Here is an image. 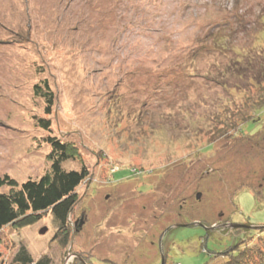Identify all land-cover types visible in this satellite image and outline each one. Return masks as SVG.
<instances>
[{"label": "rangeland", "instance_id": "rangeland-1", "mask_svg": "<svg viewBox=\"0 0 264 264\" xmlns=\"http://www.w3.org/2000/svg\"><path fill=\"white\" fill-rule=\"evenodd\" d=\"M263 95L264 0H0V178L44 175L49 136L89 173L67 244L47 211L0 229V264H225L239 243L231 264H264V110L239 120Z\"/></svg>", "mask_w": 264, "mask_h": 264}, {"label": "trees", "instance_id": "trees-1", "mask_svg": "<svg viewBox=\"0 0 264 264\" xmlns=\"http://www.w3.org/2000/svg\"><path fill=\"white\" fill-rule=\"evenodd\" d=\"M2 42L3 44L6 43L5 41ZM24 61L26 60L24 59ZM31 64L34 66L35 62L31 61ZM40 81L41 83L35 84L32 89L33 96L44 99V114L51 115L55 97L48 81L46 79ZM246 100L245 108L239 114L242 125L255 122L253 116H260L264 110V95L262 98L249 96ZM33 119L36 117L34 116ZM235 121L237 122L236 119ZM37 123L41 129L50 132L51 122L49 120L39 118ZM45 143L51 147L50 154L47 155L51 164L49 170L38 180H27L18 184L9 176L0 178V229L11 226L15 230H21L33 226L40 221L42 214L50 211L58 228L54 241L58 239L57 243L65 246L69 239L67 215L78 202L76 189L89 173L86 167H82L79 172L63 169L62 164L64 162L77 158L78 152L74 145L62 142L57 137L52 136L47 137ZM3 188H8V191L2 192L1 189ZM255 195L257 196L258 193ZM255 199L257 198L255 197ZM262 199H264L263 194L259 200ZM236 246L232 249L236 252L230 256L225 264H231L232 260L235 261V259L238 262V259L245 255L239 254L243 253L240 250L243 245L239 243L238 249ZM237 253L238 255H235ZM14 261L19 264H50L47 258H40L34 263L25 249L17 252Z\"/></svg>", "mask_w": 264, "mask_h": 264}, {"label": "water", "instance_id": "water-1", "mask_svg": "<svg viewBox=\"0 0 264 264\" xmlns=\"http://www.w3.org/2000/svg\"><path fill=\"white\" fill-rule=\"evenodd\" d=\"M200 197H201V195L198 193L197 195H196V198L197 199H200ZM231 227H233L234 229H240V228H244V229H249V227H247V226H244V225H237V224H232L231 225ZM46 233V230L45 229H43V230H41V232H40V234L41 235H44Z\"/></svg>", "mask_w": 264, "mask_h": 264}, {"label": "flooded vegetation", "instance_id": "flooded-vegetation-1", "mask_svg": "<svg viewBox=\"0 0 264 264\" xmlns=\"http://www.w3.org/2000/svg\"><path fill=\"white\" fill-rule=\"evenodd\" d=\"M260 186H261V184H260Z\"/></svg>", "mask_w": 264, "mask_h": 264}]
</instances>
